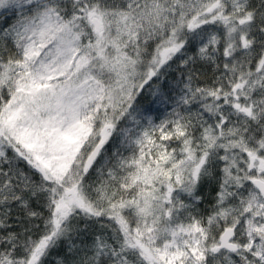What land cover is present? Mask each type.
Returning a JSON list of instances; mask_svg holds the SVG:
<instances>
[{
  "label": "snow or ice",
  "instance_id": "snow-or-ice-1",
  "mask_svg": "<svg viewBox=\"0 0 264 264\" xmlns=\"http://www.w3.org/2000/svg\"><path fill=\"white\" fill-rule=\"evenodd\" d=\"M0 264H264V0H0Z\"/></svg>",
  "mask_w": 264,
  "mask_h": 264
},
{
  "label": "trees",
  "instance_id": "trees-1",
  "mask_svg": "<svg viewBox=\"0 0 264 264\" xmlns=\"http://www.w3.org/2000/svg\"><path fill=\"white\" fill-rule=\"evenodd\" d=\"M161 116H162V113H161Z\"/></svg>",
  "mask_w": 264,
  "mask_h": 264
}]
</instances>
